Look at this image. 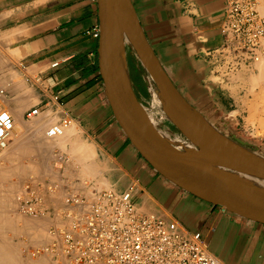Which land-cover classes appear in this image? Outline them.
<instances>
[{"label": "crops", "instance_id": "1", "mask_svg": "<svg viewBox=\"0 0 264 264\" xmlns=\"http://www.w3.org/2000/svg\"><path fill=\"white\" fill-rule=\"evenodd\" d=\"M118 5L129 13L185 105L224 137L264 157V138L260 147L245 146L239 138L264 132L258 121H264V103L259 104L264 98L250 92V76L244 73L224 84L227 58L220 52L225 0H118ZM99 24L98 0H0V47L14 53L38 83L26 80L6 90L4 106L12 116L16 112L12 144L26 146V132L33 124L44 122L50 128L69 118L79 138L93 147L95 170L113 191L123 192L136 181V204L167 213L187 232L198 233L224 264H264V225L174 186L131 144L114 116L100 74L99 39L92 37ZM123 44L133 91L146 110L150 76L126 32ZM32 109H38V115L26 120ZM232 113L235 121L228 119ZM169 134L175 139L173 131Z\"/></svg>", "mask_w": 264, "mask_h": 264}, {"label": "built area", "instance_id": "2", "mask_svg": "<svg viewBox=\"0 0 264 264\" xmlns=\"http://www.w3.org/2000/svg\"><path fill=\"white\" fill-rule=\"evenodd\" d=\"M225 5L220 54L227 58L226 70L231 71L253 59L264 42V0H225ZM92 37L98 39L99 30ZM5 96L6 89H0V153L9 147L15 128L4 106ZM37 115L38 109H32L25 119ZM71 123L66 118L51 126L46 137L61 136ZM139 191L136 182L120 193L102 192L92 201L66 196L62 224L48 230L47 244L32 256L48 255L58 264H224L198 233L187 232L167 213L146 212L138 206ZM25 195L23 213L45 211L39 188L28 186Z\"/></svg>", "mask_w": 264, "mask_h": 264}, {"label": "rangeland", "instance_id": "3", "mask_svg": "<svg viewBox=\"0 0 264 264\" xmlns=\"http://www.w3.org/2000/svg\"><path fill=\"white\" fill-rule=\"evenodd\" d=\"M226 71L225 79L223 78L225 80L224 84L229 85L236 75L244 73L245 78L246 76H250V92L259 93L264 98V42H262L256 56L246 65ZM35 78V74L21 68L20 62L15 58L14 53L3 51L0 47V89L9 91V89L19 84H25L26 80H29L33 85H37L38 83ZM148 88L146 111L154 124L163 131L165 138L168 141H172L178 151H188L187 147H191L192 151H200V147L195 140L191 142L189 138L185 137L177 129L172 120L166 117L165 109L168 108L169 110V107L165 101L155 99L154 91L156 90V85L151 79L148 81ZM263 103L264 101L259 104ZM153 104H155L154 109L152 107ZM262 106L264 109V104ZM17 111H20V108ZM235 116L236 114L232 113L228 119L235 121ZM180 118L176 116V120L182 124ZM201 119L209 126H212L203 117ZM258 121L260 127H264V121L262 119ZM48 127H45L44 122L31 125L30 131L26 132L28 140L26 146L20 145L18 147V145L16 146L11 142L7 150L0 153V264H58L48 255L33 257L32 253L47 244L48 230L51 227L62 224L60 214L65 207L64 199L66 196L74 194L92 201L102 192H115L107 183H102L104 180L101 179L97 172H94L96 170L93 163H95L97 158L95 151L91 145L79 138L80 134L78 132L76 133V139L74 138L75 140L71 139V142L65 141L64 143V140L59 141L57 138L46 137L44 133L49 129ZM211 128L218 132L217 128L213 126ZM169 130L174 132V135H176L175 139L169 138ZM185 132L187 131L185 130ZM218 133L222 135V133ZM239 138L245 146L260 147V140L264 138V132L240 134ZM76 140L77 144L79 141L80 149L82 148L85 152L86 149L87 152L91 150L88 158L82 159L75 152H72L75 146L72 147L70 144ZM230 141L236 143L233 139ZM80 142L83 146L80 145ZM58 144L63 145L64 149L59 147ZM249 151L258 155L254 148ZM76 156L81 159L77 161L78 158ZM260 157L263 156L261 155ZM193 164L196 166L195 163ZM92 166H94V169ZM87 169L93 170V176H95L93 177L92 173L89 174L90 171H87ZM87 174L92 177H89ZM52 177L56 178L52 179ZM257 180L263 183L258 188L264 190V181ZM135 183L136 181H132L128 186ZM28 186L31 189L39 188L42 198V208L45 210L42 214L30 215L22 212L21 199L26 196L25 188ZM48 189L50 190L47 191ZM142 209L146 212H153L146 206H142Z\"/></svg>", "mask_w": 264, "mask_h": 264}, {"label": "water", "instance_id": "4", "mask_svg": "<svg viewBox=\"0 0 264 264\" xmlns=\"http://www.w3.org/2000/svg\"><path fill=\"white\" fill-rule=\"evenodd\" d=\"M98 5L100 74L114 116L131 144L155 172L174 186L211 205L221 206L237 216L264 225V198L260 196L264 194L263 189L233 179L232 184H229L218 179L197 175L187 167V165L193 164L192 154L187 151H178L173 143L168 141L157 128L147 111L140 105L133 91L126 65L123 44L124 32L130 38L139 60L141 61L140 58L143 55L140 46L142 43L153 59L161 77L173 89L178 98L180 96L157 60L148 50L141 36L137 33L129 13L126 11L124 15V12L120 9L118 0H98ZM116 12L121 15L119 30L116 29L115 24ZM142 64L150 76L148 67L144 63ZM180 100L182 101L181 98ZM166 104L170 108V113H172L174 106L168 104V102ZM185 110L199 116L187 106ZM199 117L201 118V116ZM170 119L177 129L187 137L182 128L172 118ZM220 136L227 139L221 134ZM227 140L233 145L231 149L236 153H240L243 160L264 163L263 157L253 154L229 139ZM197 151L192 153L194 154ZM246 171L250 176L264 181V172L260 168L253 167L251 170ZM213 176L224 177L217 171H214Z\"/></svg>", "mask_w": 264, "mask_h": 264}, {"label": "bare ground", "instance_id": "5", "mask_svg": "<svg viewBox=\"0 0 264 264\" xmlns=\"http://www.w3.org/2000/svg\"><path fill=\"white\" fill-rule=\"evenodd\" d=\"M120 16L121 15H119L116 12V16H115V22L116 23L115 24H116V29L117 30H119L120 25H121V17ZM140 46H141V50L143 52L142 58H140V59H141L142 63H144L148 67L149 72H150V79L156 84V90L154 91L155 99L158 100V101L159 100L166 101V102H168V104L174 106V111L172 113H170V108H169V110H168V108L165 109L166 117L167 118H172L179 125V127L182 128V130L184 131L186 136L190 139V141L192 142V141L195 140V142L200 147V151H197L194 154L192 153L193 151L191 150V147H187V150H188L187 152L189 154H192L191 155V157H192L191 159H192L193 163L196 164V166L194 164H189V165H187V167L190 170H192L193 172H195L199 176L213 178V179H218L220 181H223V182L229 183V184H232L231 181L233 179V180L240 181V182H243V183L255 186V187H261L263 185V183L261 181L257 180L256 178L250 176L247 173L246 170H249V169L251 170V168H253V167H258V168H260L262 170V172H264V163L254 162L252 160H243V157L241 156L240 153H236L235 151H233L231 149L233 145L227 139H225L222 136H220V134L216 133L217 131L215 132L211 128L212 126H208L199 116H197L195 114L188 113L185 110V108H186L185 104H183V102L177 97V95L175 94L173 89L161 77V75H160V73H159V71H158L153 59L148 54V52H147L146 48L144 47V45L141 43ZM4 105H5V103H4ZM152 107L154 109L155 108V104H153ZM161 108H162V106H161ZM7 110H10V109H7ZM14 113H16V112H13V116L15 115ZM176 116L177 117H181L180 119L182 121V124L179 123L176 120ZM18 117H20V116H18ZM16 118H17V116H16ZM75 128H76L75 124H72L71 126H69L67 128V130H65L63 132V134L60 137H56V138L59 139V141H63L64 140V143H65V141H70L72 139L71 137L74 138L76 136V129ZM184 129L187 132H185ZM14 130H15V128H14ZM193 132H194L195 136L193 135ZM44 134H46V133H44ZM13 135H14V133H13ZM56 138H54V139H56ZM73 140H75V139H73ZM59 141H58V143L60 144ZM76 142H77V140L75 142H73L74 144L73 143L72 144L69 143L70 146H72V147L75 146L74 150L72 151V149H71V151L73 153L75 152V154L79 155L82 159L88 158L90 156V151L91 150L88 151L89 152L88 153L87 149L85 148L86 149V152H85L82 148L81 149L79 148V141H78V144ZM64 143H63V145H64ZM75 144H77V145H75ZM63 145H59V147L63 148L62 147ZM80 145H82L81 142H80ZM86 147H87V145H86ZM71 155H72V153H71ZM80 157L78 158V156H76V158H78L77 161H79V159H81ZM74 162H76V161H74ZM84 167H86V166L84 165ZM93 167L94 166H92V168ZM75 168H76V166H75ZM87 168H89V167H87ZM95 168H96V166H95ZM87 171H90V173L89 172L88 173L89 174L92 173L91 174L92 176H93L94 172H96V171L93 172V170L91 171V170H88V169H87ZM214 171H217V173L221 174V176H224V177L219 178V177L213 176ZM52 174H50V175H52ZM89 174H87V175L89 177H92ZM53 178L55 179L56 177H52V179ZM57 179H58V177H57ZM102 183H107V182L103 181ZM93 193H94V191H93ZM72 195H74V194H72ZM260 196H262L264 198V194H261ZM161 212H162V210H161Z\"/></svg>", "mask_w": 264, "mask_h": 264}]
</instances>
